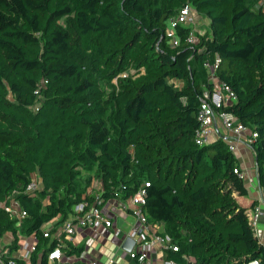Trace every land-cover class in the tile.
Here are the masks:
<instances>
[{"label": "trees", "instance_id": "16d2710c", "mask_svg": "<svg viewBox=\"0 0 264 264\" xmlns=\"http://www.w3.org/2000/svg\"><path fill=\"white\" fill-rule=\"evenodd\" d=\"M258 1L0 0V238L13 235L10 250L19 233L35 234L40 264H48L46 248L57 243L43 237L46 222L60 216L62 224L84 200L128 203L145 189V214L179 247L167 259L264 264L240 200L248 192L235 153L223 138L195 142L203 94L214 87L205 63L218 56V78L236 95L223 110L257 135L252 148L264 189ZM187 5L210 19L212 33L191 44L192 28L179 27L174 47L168 22ZM81 170L102 184L85 199ZM34 175L43 187L30 196ZM9 199L28 214L20 224L3 208Z\"/></svg>", "mask_w": 264, "mask_h": 264}, {"label": "built area", "instance_id": "2783aa9c", "mask_svg": "<svg viewBox=\"0 0 264 264\" xmlns=\"http://www.w3.org/2000/svg\"><path fill=\"white\" fill-rule=\"evenodd\" d=\"M258 4L264 7V0H259ZM195 10L192 6L187 5L180 14L174 19L169 20L166 29V37L174 46L179 45V38L177 31L179 27H191L195 21ZM189 43L195 44L197 37L195 30H192L189 38ZM221 64V59L216 56L214 61L208 60L205 63V68L209 69V80L214 87L211 91H205L203 94L200 110L198 113V120L200 122L199 128L195 132V142L198 146L209 145L213 141V137L217 136L216 140L223 138L229 145V150L233 153L237 152L238 145L243 142V135L247 131V127L239 122L238 118L231 112L223 109L236 101V95L232 88L219 80L217 72ZM217 119H219L224 127V130L232 137L227 138L218 134ZM257 138V135L251 133L248 138L250 144ZM235 172L242 178L245 174L241 171ZM149 184L146 183V186ZM43 186L33 178L28 185L25 193L30 196H35ZM146 191L140 189L128 203L122 202L118 199L105 201L100 197L96 198L95 204L89 205L88 201L84 200L75 205L71 215L62 224H58L59 217L46 222L42 227L43 237L56 241V246L52 247L48 244L46 248V260L48 264H83L78 263L87 256L89 247H81L77 240L78 231L96 232L98 238L102 243L104 236L111 231L114 238L120 241L116 252L107 258L104 263L97 260H89L85 264H178L174 260L167 259L170 253L179 252V247L174 244L172 237L165 233V225L159 222H153L145 214L144 208L146 206ZM9 203H4L3 208L9 214L11 219L19 220L22 223L28 217L25 210L21 208L18 202L9 199ZM120 210L124 213L131 214L134 218V226L127 232L115 225V212ZM259 210L256 209L253 213H248L250 225L254 232L257 224V217ZM19 242L17 243L20 251V256L13 255L8 247L4 244L3 238H0V264H31L32 257L38 255V264L42 255L38 253L37 245L38 239L35 234L30 237H25L18 234ZM127 239H132L135 245L131 251L123 248V244ZM13 244V242H12ZM63 246H71L72 249H80L79 255H68L63 251ZM124 253L123 256L119 255ZM80 256V257H78ZM85 261V259L83 260ZM251 264H258L252 262Z\"/></svg>", "mask_w": 264, "mask_h": 264}, {"label": "crops", "instance_id": "0c3cea01", "mask_svg": "<svg viewBox=\"0 0 264 264\" xmlns=\"http://www.w3.org/2000/svg\"><path fill=\"white\" fill-rule=\"evenodd\" d=\"M218 134L223 137L231 138L232 136L228 134L219 119L216 121ZM251 135V131H247L243 135V142L238 145L237 152L235 153L237 159V166L240 171L245 174V185L247 188V196L240 198L241 202L247 206V213H253L256 209L259 210V216L257 217V224L255 228V235L260 244L264 246V189L261 188L258 180V169L256 163V155L252 144L248 142V138ZM218 135L213 137V142L216 141ZM119 213V214H118ZM115 225L119 226L123 232H127L130 228L134 226V218L131 214L124 213L120 210L115 212L114 216ZM84 236L83 241L80 242L81 247H89L87 256L85 255L83 260H79L78 263H83L89 260H97L100 263H104L108 257L113 255L116 251V248L119 246L120 241L114 238L111 231H109L104 236V241L101 243L96 232L84 231L80 229L78 231V236ZM8 239V240H7ZM4 244H8L10 249L14 237L12 234L8 235L4 239ZM78 240V239H77ZM12 251V250H11ZM13 255L19 257L20 251H13ZM80 257V256H78Z\"/></svg>", "mask_w": 264, "mask_h": 264}, {"label": "rangeland", "instance_id": "374dc122", "mask_svg": "<svg viewBox=\"0 0 264 264\" xmlns=\"http://www.w3.org/2000/svg\"><path fill=\"white\" fill-rule=\"evenodd\" d=\"M192 9L195 10L193 7H192ZM194 12H195L194 13L195 14V17H194L195 21H194V24L191 25V28H192V30H195V35L197 37L196 43H198V35H205V34L211 35L212 29H211L210 19L205 14L199 13L196 10ZM207 72H210V70L207 69ZM175 84L177 86L181 87L183 83L180 81L179 82L176 81ZM10 97L12 99H14V96L11 95ZM81 171H83V170H81ZM88 177L89 176L87 175V172H84V171H83V176L82 175L77 176V179H79L78 180V188L79 189H87V192L82 196V198L84 197V199H85V197H87L88 194H91V193L101 189V187H102V184L98 179L93 178L90 181V180H87ZM33 178H35L39 182L40 186H43V181L39 175H34ZM8 235H10V233L7 234L3 238V241H5L4 239L6 237L8 238ZM83 238H84V236H81V235L77 237L79 242H82ZM123 254L124 253L121 252L119 255H121V257H122Z\"/></svg>", "mask_w": 264, "mask_h": 264}, {"label": "water", "instance_id": "95a60500", "mask_svg": "<svg viewBox=\"0 0 264 264\" xmlns=\"http://www.w3.org/2000/svg\"><path fill=\"white\" fill-rule=\"evenodd\" d=\"M135 245V242L132 239H127L125 243L123 244V248L131 251Z\"/></svg>", "mask_w": 264, "mask_h": 264}]
</instances>
